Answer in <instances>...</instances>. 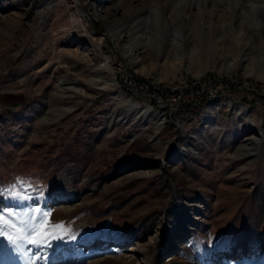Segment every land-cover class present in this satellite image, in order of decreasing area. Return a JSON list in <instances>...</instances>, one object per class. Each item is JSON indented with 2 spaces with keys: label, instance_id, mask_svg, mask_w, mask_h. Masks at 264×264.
Returning <instances> with one entry per match:
<instances>
[{
  "label": "rangeland",
  "instance_id": "rangeland-1",
  "mask_svg": "<svg viewBox=\"0 0 264 264\" xmlns=\"http://www.w3.org/2000/svg\"><path fill=\"white\" fill-rule=\"evenodd\" d=\"M126 77L223 83L233 105L165 119ZM262 94L264 0H0V189L31 185L0 207L39 205L71 230L31 249L47 264H264ZM10 247L0 264H27Z\"/></svg>",
  "mask_w": 264,
  "mask_h": 264
},
{
  "label": "snow or ice",
  "instance_id": "snow-or-ice-1",
  "mask_svg": "<svg viewBox=\"0 0 264 264\" xmlns=\"http://www.w3.org/2000/svg\"><path fill=\"white\" fill-rule=\"evenodd\" d=\"M26 187L31 185L18 178L14 184L0 191H7L10 198L31 199V196L24 194ZM49 216L50 213L39 205L23 210L0 207V238L7 241L12 251L23 255L27 264H39L41 260L47 264V256L31 249L51 247L53 240L70 237L71 232L70 229L64 231L66 225L63 221L52 223ZM58 232L62 234L58 235Z\"/></svg>",
  "mask_w": 264,
  "mask_h": 264
},
{
  "label": "built area",
  "instance_id": "built-area-1",
  "mask_svg": "<svg viewBox=\"0 0 264 264\" xmlns=\"http://www.w3.org/2000/svg\"><path fill=\"white\" fill-rule=\"evenodd\" d=\"M121 82V86L128 90L126 93H128L130 96L139 97L146 101L152 102V104L156 105L159 108L157 109V111L160 112L165 117V119H167V116H175L178 112L181 111V109L187 104L188 101L194 99H206L209 102H213L217 101L221 96L223 97L232 94V90L226 89L223 83L221 85H217L219 87V90L216 89L217 86H212L208 89V91H194L192 89H185L182 87H180V89L175 88L167 90L166 88L161 87V85L158 83H140L130 77H126ZM262 95L264 96V94ZM241 101L242 100H239V102L235 103H242Z\"/></svg>",
  "mask_w": 264,
  "mask_h": 264
},
{
  "label": "bare ground",
  "instance_id": "bare-ground-1",
  "mask_svg": "<svg viewBox=\"0 0 264 264\" xmlns=\"http://www.w3.org/2000/svg\"><path fill=\"white\" fill-rule=\"evenodd\" d=\"M82 4V0H73V7H75L77 10H79V5H81ZM243 14V13H242ZM243 18H245V14H243V16H242ZM73 19L74 20H76V17L75 16H73ZM247 20H248V18H247ZM246 28H248V25L246 26ZM40 36V35H39ZM225 66H228V68L229 67H231L230 66V64H226ZM230 72V71H229ZM227 73V72H226ZM229 74V73H228ZM197 77H199V79L197 78L196 80H199V81H201L202 79H204L203 77H201V76H197ZM221 78H224V79H227V80H229V82H231V83H234L235 81H234V79L233 78H231L230 76H228V75H225V76H221ZM230 78V79H229ZM212 86H210V88H211ZM177 88H179L180 89V87H177ZM217 90H219V87H217L216 88ZM215 89V90H216ZM247 88H242V90H246ZM123 95V94H122ZM211 102V101H210ZM137 103V102H136ZM232 106L233 104H232V101H228L227 99H224V98H220L219 100H217V101H215V102H212V103H209L208 104V107L209 108H211V109H217V108H220V107H222V106ZM141 106V105H140ZM140 106H138L137 105V107L138 108H142L141 109V111L143 112V113H149L150 112V114H151V116L152 117H155V119L157 120V122H158V124H157V126L158 127H161L162 126V122H161V118L158 116H156L152 111H150V109L148 108V106H142V107H140ZM151 107V106H150ZM137 108V109H138ZM145 109V110H144ZM152 109V108H151ZM65 110V109H64ZM234 110H235V113H236V117L238 118V117H241L243 114H245V115H249V114H251V115H254L256 112H257V109H255V108H248V107H239L238 105L237 106H235L234 107ZM157 112V111H156ZM158 113V112H157ZM160 113V112H159ZM158 113V114H159ZM142 114V113H141ZM255 120V119H254ZM254 120H252V121H246L247 122V125H250V126H256V122L254 121ZM247 141L248 142H246V144H244V146H243V148L245 149H249V150H251V148L254 146V145H256V141L253 139V138H248L247 139ZM249 150H248V152H249ZM247 153V152H246ZM253 156V155H252Z\"/></svg>",
  "mask_w": 264,
  "mask_h": 264
},
{
  "label": "trees",
  "instance_id": "trees-1",
  "mask_svg": "<svg viewBox=\"0 0 264 264\" xmlns=\"http://www.w3.org/2000/svg\"><path fill=\"white\" fill-rule=\"evenodd\" d=\"M195 101V100H194Z\"/></svg>",
  "mask_w": 264,
  "mask_h": 264
}]
</instances>
